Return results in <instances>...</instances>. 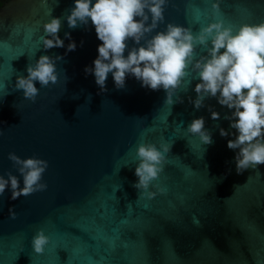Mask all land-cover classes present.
I'll use <instances>...</instances> for the list:
<instances>
[{"label":"water","instance_id":"obj_1","mask_svg":"<svg viewBox=\"0 0 264 264\" xmlns=\"http://www.w3.org/2000/svg\"><path fill=\"white\" fill-rule=\"evenodd\" d=\"M73 6L74 0L0 6V174L18 175L10 152L49 162L45 191L12 200L6 190L0 197V264H264V165L237 173L227 147L233 137L220 135V128L234 131L225 119L229 110L215 98L194 107L195 73L172 105L164 90H148L134 78L117 90L109 74L101 92L84 72L101 43L94 27L71 29L64 20L59 35L71 33L72 52L66 53L67 39L64 48L42 44L43 24ZM216 19L237 27L264 22V0H168L157 31L171 22L195 34ZM42 55L63 57L60 78L48 87L37 82L33 103L15 84ZM209 107L220 119L211 118ZM201 116L210 145L187 131ZM141 142L170 149L153 182L166 192L151 199L134 187ZM40 229L50 237L42 254L31 245Z\"/></svg>","mask_w":264,"mask_h":264},{"label":"clouds","instance_id":"obj_2","mask_svg":"<svg viewBox=\"0 0 264 264\" xmlns=\"http://www.w3.org/2000/svg\"><path fill=\"white\" fill-rule=\"evenodd\" d=\"M167 4L168 0H74L66 17H54L43 24L42 44L45 50L64 48L67 39L70 43L66 53L72 52L77 43L71 33H65L63 39L59 35L64 20L71 29L94 27L101 43L97 57L84 72L94 76L101 92L107 91L109 74L117 90L126 87L128 78H134L148 90H164L166 102L172 105L177 90L185 87L187 78L195 73L193 79L199 82L194 89L196 98L191 101L194 107L199 110L206 99L215 98L230 112L225 119L234 131L220 128V135L233 137L227 147L235 152L237 173L264 165V22L237 27L223 20H210L195 34L188 27L170 22L157 31L165 22ZM212 10L218 12V4H213ZM62 59V56H40L28 66L27 76L17 77L15 88L23 90L24 98L35 103L41 87L58 82L57 63ZM37 82L40 88L36 87ZM209 111L213 120L220 119L219 112L211 107ZM205 124L203 116L195 118L187 131L210 145L212 133ZM3 134L0 130V136ZM169 150L167 146L147 142L136 147L138 179L134 187L148 199L166 192L153 182L163 172ZM8 159L18 175L11 171L0 174V197L6 190L11 192L12 200H17L47 189L43 182L49 167L47 160L35 155L21 158L15 152H10ZM153 188L157 191L153 192ZM9 215L15 218L14 208L9 209ZM49 243L50 237L43 229L31 239L38 254L44 253Z\"/></svg>","mask_w":264,"mask_h":264},{"label":"trees","instance_id":"obj_3","mask_svg":"<svg viewBox=\"0 0 264 264\" xmlns=\"http://www.w3.org/2000/svg\"><path fill=\"white\" fill-rule=\"evenodd\" d=\"M7 1H9V0H0V6H2Z\"/></svg>","mask_w":264,"mask_h":264}]
</instances>
